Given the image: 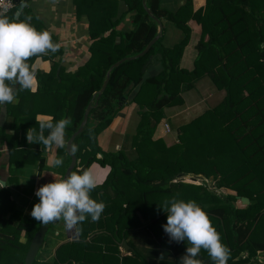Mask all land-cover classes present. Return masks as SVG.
I'll return each mask as SVG.
<instances>
[{
	"label": "trees",
	"instance_id": "16d2710c",
	"mask_svg": "<svg viewBox=\"0 0 264 264\" xmlns=\"http://www.w3.org/2000/svg\"><path fill=\"white\" fill-rule=\"evenodd\" d=\"M29 1L18 18L22 4L5 15L17 21L30 18L37 30H46L32 14ZM75 3L77 16L88 28L86 62L74 72L57 63L52 71L41 74L39 91L17 88L20 102L9 109L16 119L0 124L1 143L9 149L10 162L8 182L4 187L0 183V264H25L42 226L18 206L8 187L14 182L20 186L26 164L38 162L43 175L45 152L55 147L45 149L28 142V130L39 131L36 114L50 112L53 123L71 117L68 141L89 104L87 124L72 144L77 149L72 151L77 157L73 171L89 169L95 162L108 167L105 180L91 193L106 207L98 221L88 217L75 227L78 237L59 243L49 257L41 258L39 252L48 243L46 233L33 264H148L136 247L130 255L121 253L124 242L134 245L128 237L137 228L173 252L172 259L160 264H180L187 241L170 243L163 228L168 214L162 208L157 211L159 204L173 196L196 201L207 212L230 249L227 264H264L259 255L264 252V50L259 47L264 44V0H206L197 10L193 0L177 10L163 6L162 0H147L151 13L143 0ZM191 21L201 32L187 67L184 58L193 34ZM160 24L159 39L145 55L134 57L159 34ZM172 28L177 40L167 43ZM123 58L99 94L108 71ZM204 77L217 93L214 104L179 128L175 144L167 146L163 139H154L168 108L185 104L184 91L196 90L202 96L197 83ZM132 103L138 106L140 120L129 141L131 148L104 150L99 135ZM10 127L13 134L5 132ZM58 151L66 155V161L60 177L53 180L63 179L72 160L67 143ZM202 176L212 177L214 189ZM222 188L235 193L219 194ZM243 196L249 198L248 204H243ZM197 258L202 264H213L204 250Z\"/></svg>",
	"mask_w": 264,
	"mask_h": 264
},
{
	"label": "clouds",
	"instance_id": "9594fccd",
	"mask_svg": "<svg viewBox=\"0 0 264 264\" xmlns=\"http://www.w3.org/2000/svg\"><path fill=\"white\" fill-rule=\"evenodd\" d=\"M59 47L52 34L47 30H37L30 23V18L28 21H17L0 13V107L18 103L17 88L34 90L35 66L28 61L33 57L55 54ZM259 47L264 50V44ZM37 123L38 132L34 128L27 132L30 144H40L45 149L66 145V129L72 123L71 117H62L54 123L39 120ZM76 150L73 146L72 151ZM53 163L55 167H60L63 159L57 158ZM97 186L91 168L73 171L64 179L55 178L54 182L38 188L35 195L39 202L30 215L44 225L63 221L68 230L82 224L88 217L96 222L106 207L91 196ZM160 208L168 214L163 228L170 238L169 242L187 241L188 247L180 258V264H202L197 258L201 250L207 252L213 264H227L230 249L223 243L207 212L196 201L185 202L173 196L158 205V212Z\"/></svg>",
	"mask_w": 264,
	"mask_h": 264
},
{
	"label": "crops",
	"instance_id": "0c3cea01",
	"mask_svg": "<svg viewBox=\"0 0 264 264\" xmlns=\"http://www.w3.org/2000/svg\"><path fill=\"white\" fill-rule=\"evenodd\" d=\"M185 2L186 0H162L163 6H166L167 8L171 10H177L178 7L183 5ZM205 2L206 0H193L194 9L197 10ZM75 4H76L75 0H30L29 1V6L33 10L32 14L35 17L38 16L40 18L39 20L43 28L52 34L53 41L59 44V46L61 47V52H57L56 54H49L47 56L35 57L34 61L31 64L35 66V81L33 85L34 90H31L32 92L39 91L41 87L43 86V79H42L43 76H41V74L45 75L46 73H49L50 71H52L57 63L63 65V67H65L67 71L74 72V71H77L79 67L86 62L89 56L88 46H89L90 40L88 39L89 35H88V30H87L88 28L86 25L87 23L82 21L77 16V10H76L77 7ZM23 7H21L16 12V15H15L16 18H18L19 15L21 14ZM19 11L20 13H18ZM190 25L193 28V34H192L191 43L187 46L188 51L186 52L187 54L184 58V65H187V67L192 64L193 58L196 54V51H195L196 40L198 39L200 32H201L199 25L195 21H191ZM166 40H167V43H172L175 40H177L176 32L173 28L169 29ZM197 87L199 88V91L201 92L202 96H199L198 91L196 90L184 91L183 96L185 98V104L179 107L168 108L167 117L163 118V120L165 119V121H168V123L170 124L172 120L176 119L177 121H179L180 123L179 125H183L184 123H187L188 116H190L188 113L190 111L192 114L194 113V110L196 109L197 111L196 113H199L204 109V107H202L204 105H205V110H206V108H208V106L206 107V104H212V101L215 99V96L217 95V93H215L212 90L210 80L206 77L198 81ZM213 92L214 94H212ZM25 95L27 97L29 94H25ZM28 98H31V97H27L26 99ZM17 99H18V103L7 104L3 107H0L1 108L0 124H2L5 120L12 122L16 119L17 114L9 113V109L11 108V106H15L19 104L21 97L18 93H17ZM125 108H127V112L123 113L121 118H119L118 116L115 118L117 120H121L119 124L122 125V128L119 127L120 126L119 124H115V119H114L113 123L106 130L103 131L105 132V136L119 127V129H122L120 130V132L123 135H127V136L129 135L130 140H131V137L136 133V128L140 120V115L137 111L138 107L134 103H132L131 105ZM193 117H197V116H193ZM52 118L53 116L51 115L50 112L39 111L36 114L35 119L39 120L40 122H48ZM135 118H137V121H136V124H134L133 122V125H134L133 131L128 132L129 127L127 126H129L131 120ZM183 121L185 122L181 124V122ZM14 131H15L14 128L10 127L6 129L5 132L7 134H13ZM103 132L99 135L100 144H101ZM166 134L168 133L164 125L159 124V126L157 127V132H156L155 137L162 138L166 142L167 146H171L175 144L176 137L175 139L169 140L166 138ZM104 139L106 140L105 137ZM115 139H117V136L113 135L112 141L110 143L111 146L115 145L114 143ZM66 140H67V136H66ZM1 142L2 141L0 137V151L2 152V154L0 155V179L4 180L7 184L8 178L10 176V171H9L10 162H9V155H8L9 149L7 148V145L5 142H3V145ZM124 144H125L124 147L118 148L115 145L116 149L110 148L112 150H108V151H118L120 149L131 148V144L129 140H126ZM58 148L59 147L55 146L54 148L50 150L48 149V151L45 152L46 159H45L44 173H45V169H49L48 173L50 174V176L45 177L47 176L46 174L40 175L39 170H37L38 162L34 164L36 166V171L35 173L32 174L33 181L31 182V184L33 182L34 183L30 187H28V191L32 192L31 194L25 193V187L23 186L24 184H30V182H27V183L22 182L24 184L20 186L19 185L15 186V182H14L8 186L9 189L12 190L13 198L18 203V206L20 208L21 206L19 205V203L22 200H24L25 206L22 209H25V212L28 215H30L31 210L33 209L32 207L33 205H35L34 204L35 199L37 198L35 193L38 190V188L46 183L53 182L54 181L53 177H60L61 175L60 173L61 171L60 172L57 171V167L54 166L53 162L55 159L59 157L63 159V162L66 161V155L61 154L58 151ZM104 150H107V148H105ZM13 165L15 166V163ZM29 165L30 164H26L25 166L28 168ZM99 167L104 168L106 170L108 169V167L101 166L97 162L91 165L90 168L92 169L94 175L96 176L97 184L103 182L109 172V170L107 171L98 170ZM36 174H39V175H36ZM22 179L23 178H21L20 176V182ZM36 180H37V183H36ZM57 233H61L65 235V238L60 243L68 241L70 239V236L72 238L74 234L73 233L71 235L70 230H68L67 228L65 231H63L62 229V232L60 230H57ZM128 239H130L132 243H134V245L127 244L128 249H125V246L123 244V246L121 247L122 255H130L134 251V247H136L148 259V264H160L161 260L172 259L171 256L173 255V252L170 249L168 250L165 248H161L159 246V243L156 242L153 236L147 231L145 232L144 230L142 231L141 228H137L136 230L132 231L131 236L128 237ZM57 246L55 248H57ZM260 253L264 254V252L262 251ZM261 258L263 260L264 256Z\"/></svg>",
	"mask_w": 264,
	"mask_h": 264
},
{
	"label": "rangeland",
	"instance_id": "374dc122",
	"mask_svg": "<svg viewBox=\"0 0 264 264\" xmlns=\"http://www.w3.org/2000/svg\"><path fill=\"white\" fill-rule=\"evenodd\" d=\"M124 24H125V26H126V24H128L127 23V21H125L124 22ZM215 92V91H214ZM214 92L212 93V94H214ZM216 101V98L212 101V104L211 105H213L214 104V102ZM203 105H204V103H203ZM209 104H206V107L208 106ZM138 107V106H137ZM202 107H204V109L201 111V112H199V113H196L197 111H196V109L194 110V113H192L191 114V111L188 113L190 116H188V120H187V123L188 122H190L193 118H195V117H193V116H198L199 114H201L202 112H204V110H205V105L204 106H202ZM207 109V108H206ZM125 111V112H124ZM137 111H138V109H137ZM127 112V108H124L123 110H121L120 112H119V114H118V117L119 118H121L122 117V115H123V113H126ZM133 117V116H132ZM163 120V119H162ZM162 120H161V122L159 123V124H163L164 125V127H165V123H168V121H165V119L163 120V122H162ZM120 121L121 120H117V119H115V124H119L120 123ZM136 121H137V118H135V119H133V120H131V122H130V124H129V126H127V127H129V131L128 132H132L133 131V129H134V125H133V122H134V124H136ZM185 121H183V122H181V124H183ZM170 124H171V132H167L168 134H166V138L167 139H169V140H171V139H175V137H176V139H175V143L177 142V140H178V138H177V136H178V131H179V128L182 126V125H179L180 123H179V121H177L176 119L175 120H172L171 122H170ZM184 124H186V123H184ZM120 126L119 127H121L122 128V125L121 124H119ZM159 126V125H158ZM119 127L117 128V129H115L114 131H112V132H110V133H108L106 136H105V132H103V134H102V140H101V145L103 146V148L105 149V148H107V150H112L113 148H115L116 149V146L118 147V148H120V147H124L125 146V144H124V142L126 141V140H129L130 141V136L128 135H123L121 132H120V130H122V129H119ZM156 132H157V130L155 131V133H154V136H153V138L154 139H162V138H158V137H155V135H156ZM113 135H116L117 136V139H115L114 140V143H115V145H113V146H111V141H112V137H113ZM104 137L106 138V140L104 139ZM107 141V142H106ZM165 142V141H164ZM166 143V142H165ZM118 144V145H117ZM110 148H112V149H110ZM60 158V157H59ZM36 163V162H35ZM35 163H33V164H30L29 166H28V168L26 167V168H24V171H23V174L21 175V178H23L22 180H21V182H20V185H22V184H24V183H27V182H30V184H24L23 186L25 187V193H28V194H31L32 192L31 191H28V187H30L31 185H33V183L31 184V182L33 181V177H32V174L33 173H35V171H36V166L34 165ZM45 167V166H44ZM67 169V168H66ZM37 170H38V167H37ZM48 170L49 169H45V173L43 172V174H46L47 176H45V177H48L50 174L48 173ZM63 170H64V164L62 165V166H60V167H57V171L58 172H60V173H62L63 172ZM98 170H101V171H107L106 169H104V168H101V167H99L98 168ZM66 171V170H65ZM66 173V172H65ZM186 176H190V174L189 175H186ZM201 180H205V181H207V182H211L212 184H211V188L212 189H214V182L212 181V177H210V178H205V177H201ZM51 181V180H50ZM22 182H24V183H22ZM54 182V181H53ZM36 183H37V180H36ZM2 184V183H1ZM18 184L17 183H15V186H17ZM22 188V187H21ZM219 194H224V193H235L234 191H232V190H230V189H227V188H222V189H219L218 191H217ZM27 195V194H26ZM39 202V198L37 197L36 199H35V203L34 204H36V203H38ZM240 202V201H239ZM240 204H242L241 202H240ZM19 205L21 206V208H23L24 206H25V202H24V200H22L20 203H19ZM59 228V229H58ZM62 229H63V231H65L66 230V227H65V225H64V223H63V221H57V222H55V223H53V224H51V226L49 227V229H48V231H47V235H48V243H47V246H45V249L43 250V251H41V252H39V257H41V258H46V257H49L50 255H51V253H52V249H54L60 242H62V240L65 238V235L64 234H61V233H57V230H60L61 232H62ZM61 234V235H60ZM70 234L72 235L73 234V230H70ZM52 235V236H51ZM70 238H71V236H70ZM22 240L24 241L25 240V237H22ZM260 255H261V257H263L264 256V254H262V253H260Z\"/></svg>",
	"mask_w": 264,
	"mask_h": 264
},
{
	"label": "water",
	"instance_id": "95a60500",
	"mask_svg": "<svg viewBox=\"0 0 264 264\" xmlns=\"http://www.w3.org/2000/svg\"><path fill=\"white\" fill-rule=\"evenodd\" d=\"M146 1L147 0H143L144 6L151 13L152 11L147 7ZM18 13H20V11ZM161 31H162V24H160L159 34L149 42V44L146 46V48L142 52H140L139 54H137L134 57L137 58V57L145 55L150 50L152 45L159 39V37L161 35ZM124 60H125V58H123L120 61H118L117 63H115L111 67V69L108 71L107 78L105 79V81H104V83L102 85V88L99 91V94H101L106 89V87H107V85L109 83V80H110V72H111V70L115 66H118L119 64H121ZM91 107H92V104H89L87 109H86V112H85V115H84V119H83L79 129L67 141V151L71 155L72 160H71V163H70V165L68 166V168L66 170V173L64 174L63 179L66 178L68 175H70L71 172L73 171V169L75 168V166L77 165V157H76L75 154L72 153V150H71L72 149V144H73L74 139L84 130V127L87 124V121H88V118H89V113H90ZM0 183H2V185L6 184V182L4 180H2V179H0ZM241 200H242L243 204H248L250 202L249 198L245 197V196L241 197ZM51 224L52 223H49L48 225L42 224L41 228L39 229V231L34 236V238L32 240V243L30 245L29 251H28L27 256H26L25 264H33L37 254H38V251L40 249V245L43 242L44 237H45V235H46V233H47V231H48V229H49ZM73 233H74L73 234V238L78 237V234L76 233V229L75 228H73ZM124 246H125V249H128V245H127L126 242L124 243Z\"/></svg>",
	"mask_w": 264,
	"mask_h": 264
},
{
	"label": "built area",
	"instance_id": "2783aa9c",
	"mask_svg": "<svg viewBox=\"0 0 264 264\" xmlns=\"http://www.w3.org/2000/svg\"><path fill=\"white\" fill-rule=\"evenodd\" d=\"M28 1L29 0H0V13L7 14L20 4H22V7L25 6ZM165 129L167 132H171V125L165 123Z\"/></svg>",
	"mask_w": 264,
	"mask_h": 264
}]
</instances>
